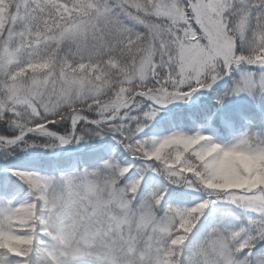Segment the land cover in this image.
<instances>
[{"label": "snow or ice", "instance_id": "6c2138e0", "mask_svg": "<svg viewBox=\"0 0 264 264\" xmlns=\"http://www.w3.org/2000/svg\"><path fill=\"white\" fill-rule=\"evenodd\" d=\"M0 264H264V0H0Z\"/></svg>", "mask_w": 264, "mask_h": 264}, {"label": "rangeland", "instance_id": "374dc122", "mask_svg": "<svg viewBox=\"0 0 264 264\" xmlns=\"http://www.w3.org/2000/svg\"><path fill=\"white\" fill-rule=\"evenodd\" d=\"M13 162V166H23L24 165V160H11Z\"/></svg>", "mask_w": 264, "mask_h": 264}, {"label": "trees", "instance_id": "16d2710c", "mask_svg": "<svg viewBox=\"0 0 264 264\" xmlns=\"http://www.w3.org/2000/svg\"><path fill=\"white\" fill-rule=\"evenodd\" d=\"M23 151L30 152V151H32V149H25V150H23ZM21 159H23V158H21ZM10 160H16V158H15V157H11Z\"/></svg>", "mask_w": 264, "mask_h": 264}]
</instances>
